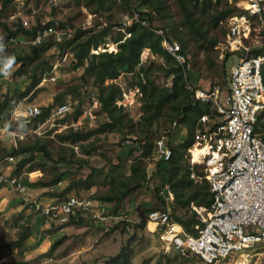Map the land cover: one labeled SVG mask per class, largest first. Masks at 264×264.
<instances>
[{
  "label": "rangeland",
  "instance_id": "374dc122",
  "mask_svg": "<svg viewBox=\"0 0 264 264\" xmlns=\"http://www.w3.org/2000/svg\"><path fill=\"white\" fill-rule=\"evenodd\" d=\"M5 1L0 0V40L6 37L5 25L14 30L20 22L27 29L37 24L46 26L50 22H60L74 28V36L84 32L86 27L103 24L110 31L105 39L106 44L100 48L112 50L115 46L117 52L119 48L114 44V38L124 34V28L133 24L134 12H140L149 17L150 23L146 28L154 31L164 30L175 41L186 42L185 52L189 56L187 69L190 68L195 74L189 84L209 93L219 88L220 103L224 105V93L229 90V71L234 61L227 58V52H222L221 47L225 43L227 21L231 16L223 18L218 24L215 23V18L221 11L233 7L229 0H221L219 6L216 5V0H209L210 3L206 0H184L188 2L189 8L194 12L193 17L199 20L210 40L218 42L215 47H210L201 40L198 43L188 35L178 0H104L103 10L99 8L98 0H56L54 3L51 0H12L7 4ZM90 15L97 17L91 19ZM89 20H92L90 27ZM119 26L124 28L120 29ZM255 26L259 28L257 22ZM123 36L124 40L128 37ZM86 37L82 36L70 45L68 61L60 69L63 75L56 83L40 84L45 74L50 71L52 54L49 49L40 48L38 58L25 63L22 68L19 67V74L23 76L25 82L11 97L8 95L9 81L4 79L5 62L14 55L31 57L32 38L20 35L13 40L10 38L0 47V103L6 98H12L10 102L13 109L14 105L21 103L25 97L32 96L29 101L37 98L36 100L43 104L40 106L42 110L48 107L44 105L56 106L70 102L74 112L92 109L97 116L95 121L85 120L82 128L78 130L84 134L90 132L94 134L76 143H63L59 137L70 133L69 124L73 117L71 114L43 125L38 133L34 132V124L27 126L22 124L15 130L12 129L14 133L10 135L0 133L2 170L27 182L30 194L39 201H53L57 198H66L68 195L87 198L119 195L125 185L130 184L131 166L136 160H142L140 151H132L141 144V140L149 137L154 143L160 136H166L170 144L174 143L176 147L191 136L190 128H183L180 125L174 127V120L181 116L173 119L169 106L154 117L151 126H144L145 120L142 116H152V113H147L143 109L146 96L136 85L138 73L122 74L116 80L106 81V85L116 84L120 87L116 104L124 108L123 123L112 122L102 111L100 90L94 84V77L85 71L95 54L92 50L84 58L83 67H79L77 53L79 45ZM259 39L264 42L262 35H259V38L254 37L251 42ZM199 44L202 48H199ZM98 51V54L106 52ZM238 61L236 59L235 63ZM140 65L143 70L138 69L136 72L141 71L143 78L148 77L159 89L172 87L174 73L162 58L146 49L140 56ZM33 76L40 80L35 88L32 86L35 90L23 92L25 84L32 85ZM36 89L39 91L36 92ZM210 104L213 106V103ZM111 122L113 125L103 128L104 124ZM126 140L133 143L127 145ZM34 145H45L49 156L38 152L13 154L15 150ZM7 158L13 160L7 161ZM27 159L31 161L16 173L18 163ZM180 163L187 165V158ZM31 166L34 167V171L29 172ZM141 167L147 170L146 182L138 185L131 182L132 187L128 195L122 203L119 201L117 206L127 211L134 222L143 219L145 211L161 207L158 189L167 183L168 166L156 159L153 150L149 157L141 161ZM92 173L95 176L94 185L87 190L81 183ZM58 176L62 179L59 184L47 187L41 185L51 182ZM10 193L8 199L0 204V245L18 240L26 229L30 237L21 248L6 251L0 264H109L111 258L117 256L126 246H129L132 264H202L195 256L190 260H184L173 253H164L152 234L136 227L135 223L134 226L130 225V231L122 224L107 228L103 223L87 222L81 224L82 226L69 223L62 230L57 224L44 225L45 222L38 213L23 207L21 198L13 192ZM174 212L176 216L182 218H188L193 214L191 207L188 211L177 206ZM149 228L154 227L149 225ZM60 238H63V241L53 248ZM261 261V264H264V260Z\"/></svg>",
  "mask_w": 264,
  "mask_h": 264
},
{
  "label": "built area",
  "instance_id": "2783aa9c",
  "mask_svg": "<svg viewBox=\"0 0 264 264\" xmlns=\"http://www.w3.org/2000/svg\"><path fill=\"white\" fill-rule=\"evenodd\" d=\"M229 2L239 11L227 21L222 52L239 54V61L230 68L229 90L224 94V105L219 101V88L209 93L189 87L196 100L213 103L218 113L215 122H211L208 116L201 117V127L195 131L194 141L185 155L191 178L206 181L211 195L208 207L192 206L197 213L194 234L184 232L173 220L170 203H173L174 196L168 187L160 191L162 196L166 195V207L147 211L143 219L134 222L128 214L115 209L113 203L97 198L68 195L64 199L41 203L30 194L28 185L21 178L6 174L1 164L0 186L19 196L23 205L38 213L45 224H57L62 227L60 230L80 217H86L95 224L103 223L107 228L122 224L128 231L131 230L130 225H139L145 220L147 226L154 225L151 233L165 253L173 250L185 260L195 256L202 264H261V259L264 260V54H257V51L264 47V42L259 39L252 43L251 40L264 36V0ZM95 17L90 15L91 19ZM132 22L146 27L150 20L140 12H134ZM256 22L259 28H255ZM50 23L38 29L31 39L33 47L52 51L50 71L42 78L41 85L56 83L62 77L60 69L69 58L70 46L67 44L74 38V28L60 22ZM103 27V24H98L97 29ZM154 32L164 36L161 30ZM254 32L258 34L254 35ZM162 45L179 65L188 67L189 56L181 42L163 37ZM103 49H92V53L98 54V50L117 52L116 48ZM14 74L13 69L4 71V75L14 77L16 83L18 79ZM25 104L16 108L10 118L0 121V133L13 134V122H31L43 115L40 106ZM69 114L73 116L69 129L75 131L82 128L85 120L92 122L97 118L92 109H85L75 119L72 104L66 102L51 107L46 123ZM125 143L131 145L133 142L126 140ZM154 155L164 163L172 159L173 149L166 136L155 141ZM12 160L7 158V161Z\"/></svg>",
  "mask_w": 264,
  "mask_h": 264
},
{
  "label": "trees",
  "instance_id": "16d2710c",
  "mask_svg": "<svg viewBox=\"0 0 264 264\" xmlns=\"http://www.w3.org/2000/svg\"><path fill=\"white\" fill-rule=\"evenodd\" d=\"M9 1L6 0L4 3L7 4ZM146 1V0H145ZM180 4V10L184 16V24L188 29L189 36L194 40L205 41L209 44L210 47L217 46L218 42L216 40H210L208 37V33L202 29L201 24L198 19L193 17L194 12L189 8L188 2L186 3L184 0H178ZM99 8L103 10L105 8L104 0H98ZM206 2L210 3L209 0ZM221 0H216V5L219 6ZM238 9L235 7L227 8L219 13V15L215 18V23L218 24L222 21L223 18L227 16H234L238 13ZM141 14V13H140ZM141 16H144L141 14ZM49 23L46 26H42L41 24H37L31 29L25 28L22 23H18L14 30L10 29L8 26H4L6 30V37L0 40V47L2 44L7 42L10 38H14L17 36H27L33 38L36 31L40 28H45L49 26ZM98 25H95L84 32H79V34L75 35L74 38L68 42L67 45H72L76 42L80 37L87 36L83 43L79 45V52L77 53V58L80 61V66L83 67V60L87 57L88 53L92 49H97L102 45L106 44L105 39L109 34L110 29L107 27H103V29L98 30ZM120 29H123V26H119ZM118 27V28H119ZM124 34H119L114 38V44L117 45L119 51L116 53H108L103 52L100 54H93L91 61L89 62L87 68L85 69L86 74L94 77V84L99 88L100 94L99 99L102 104V111L107 114L112 122L123 123L124 120V108L122 106H118L117 95L121 91L120 87L116 84L106 85L107 80H116L122 74H135L138 73V82L137 86L140 91L146 96V101L143 105L144 111L147 113H152V116L143 115L142 118L145 120L144 126H151L153 124L154 117L158 115L159 112L164 110L166 106L171 107L172 117L173 119L180 118L177 120L179 125L184 127H189L191 130V136L188 138L185 143L180 144L179 146L170 145L173 149V157L169 162H165L168 166L167 168V182L170 184L173 192L176 196L177 206L180 208L186 209L189 211L191 203H194L197 206H209L211 201L209 197V185L207 182L197 183L189 177V172L187 173L186 166L180 163L181 160L184 159L186 154V150L190 148L193 143L194 137V127L196 125L197 120L203 115H209L211 113V108L209 105L202 104L199 101H194L192 99L191 92L186 88V83L190 79L189 71L179 65L165 50L162 45L163 37L168 38L170 41H173L171 36L167 34V32L163 31L164 36H159L155 32L151 31L149 28H146L139 24H132L130 27H126ZM174 32V31H173ZM123 35H130L124 40ZM177 41V40H176ZM182 42V41H181ZM184 51L185 44L184 42ZM199 43V42H198ZM202 45L199 44V48ZM1 49V48H0ZM148 49L152 54L159 56L162 58L166 65L171 68V72L174 73L172 87L171 88H163L159 89L153 81H151L148 77H144L141 75V71L136 72L138 69L143 70V67L140 65V56L143 54L144 50ZM112 50L114 48L112 47ZM41 49L37 47H33V51L31 57H22L19 55H14L13 57L8 58L5 62L6 69L12 68L14 66L22 65L28 62H33L36 58L39 57ZM264 54V47L257 51V54ZM233 56V55H232ZM231 54L227 53V58H230ZM22 68V66H21ZM50 70V67H49ZM6 71V70H5ZM20 73V68H19ZM146 79V80H145ZM263 80H264V66H263ZM39 79L33 76V81L31 86H36L39 83ZM58 99V97L56 98ZM12 98H6L2 103H0V119L6 117L4 112L9 108V104ZM51 107L44 108L43 117L36 119L34 121V126L37 127L39 121H44L49 115ZM214 113V112H213ZM81 112H75V119L80 116ZM212 114V113H211ZM182 115H184L182 117ZM111 123H106L103 125V128H108ZM173 122V123H174ZM140 125H143L139 123ZM94 132H90L84 134L80 131L70 130L68 135H61L60 140L64 142L76 143L77 141H84L88 139L89 136L93 135ZM161 137V136H160ZM158 139V138H157ZM156 139V140H157ZM141 144L137 146V148H133L134 151H141L142 156L141 159H145V157H149L152 153L154 143L151 141V138L147 137L145 140L140 141ZM42 153L45 156H49V152L45 145H34L31 147H24L20 150L13 151L14 155H21L24 153ZM136 160L135 163L131 166L132 175L129 178L130 184H126L125 188L119 195H107L102 196L101 198H97L100 201L104 202H112L115 199L117 201L122 202L123 199L128 195L132 184H143L147 179V170L144 167H141V161ZM31 159L22 160L18 163L16 167V173L20 172L23 167L29 163ZM164 163V162H163ZM34 171V167L31 166L29 168V172ZM95 176L94 174H90L81 184L84 185L85 189H90L94 185ZM62 182V179L58 176L54 180L49 183H42V186H55ZM64 199V198H62ZM147 211L144 212V214ZM177 221L183 225L185 230L188 233L194 234L195 229L193 226L197 223L196 214H193L188 218L177 217ZM87 222H93L92 220L86 217H80L79 219H73L70 224L80 225ZM94 223V222H93ZM146 226V221L136 226L138 228L144 229ZM30 237L27 229L24 230L18 240L12 241L8 244L0 245V261L5 257L6 251L19 249L23 246L26 240ZM63 241V238H60L59 241L54 244L58 246ZM130 251L129 246L123 247L119 254L109 261V264H132L130 261Z\"/></svg>",
  "mask_w": 264,
  "mask_h": 264
},
{
  "label": "crops",
  "instance_id": "0c3cea01",
  "mask_svg": "<svg viewBox=\"0 0 264 264\" xmlns=\"http://www.w3.org/2000/svg\"><path fill=\"white\" fill-rule=\"evenodd\" d=\"M134 15V14H133ZM133 17V16H132ZM150 23V22H149ZM133 24H135V23H133ZM130 27V26H129ZM157 29V28H156ZM187 29V28H186ZM157 30H160V29H157ZM151 31H153V30H151ZM154 32V31H153ZM186 32L188 33V31L186 30ZM227 34V33H226ZM188 35H189V33H188ZM192 38V37H191ZM193 39V38H192ZM182 42H184V44H185V51L187 50V44H186V42L185 41H182ZM181 42V43H182ZM183 44V43H182ZM221 50H222V47H221ZM231 60H233L234 62H233V64L235 63V60L236 59H238L239 60V54H234L233 56L231 55ZM232 64V65H233ZM24 64H22V65H18V66H14V67H12V68H8V69H6V70H11V69H13V71H15V74H14V76L16 77L17 76V79H18V81L15 83V81H14V77L13 78H11L10 76H5V78L4 79H6L7 81H9V86H10V88L8 87V95H9V97H11L12 95H15V93H16V91L20 88V86L21 85H23V83L25 82L24 80H23V76L22 75H20L19 74V67L21 68V66H23ZM231 65V66H232ZM182 66V65H181ZM182 67H185L186 69H187V67L186 66H182ZM231 68V67H230ZM188 71H189V80L187 81V83H186V88L191 92V94H192V99L194 100V101H199V102H201L202 104H206V105H209L210 106V108H212L213 110H211V113L209 114V115H203V116H208V118L210 119V121L212 122V121H216L217 119H218V113L216 112V110L214 109V105L213 106H211V104L210 103H206V102H202V101H200V100H196L195 98H194V94H193V91L192 90H190L189 89V87H191V89H193V90H203V89H200V88H195L194 86H191L189 83V81L190 80H192L191 79V77L193 76V77H195V74H194V72L190 69V68H188L187 69ZM192 77V78H193ZM196 81V80H195ZM25 86H26V88H25V90L23 91V92H28V91H30L33 87L31 86V85H29V84H25ZM37 86V85H36ZM36 86H34V88L36 87ZM33 90H35V89H32V91L31 92H33ZM220 90V89H219ZM39 90H37L36 89V92H38ZM203 91H205V90H203ZM35 92V93H36ZM205 92H209V91H205ZM34 93V94H35ZM225 94V93H224ZM37 95H39V93L37 94ZM32 97V96H31ZM31 97H29V96H27V97H25L24 99H23V101H22V103H19L18 105H14V108L12 109V106H11V102H10V104H9V108L7 109V114H6V117H4V118H1L0 119V121L1 120H4V119H8V118H10L11 117V115H12V113H13V111L16 109V108H21L22 106H24V105H26L25 103H27V102H29V103H31V104H33V105H36V106H42L43 104L41 103V102H39V101H37L36 99H34L33 101H29L30 100V98ZM218 97H219V101H220V93H219V95H218ZM26 99V101H24ZM44 106H48V107H52L53 105L51 104V105H44ZM43 106V107H44ZM48 107H44V108H48ZM43 108V109H44ZM214 112V113H213ZM203 116H201V117H203ZM43 117V116H42ZM201 117L197 120V122H196V125H195V127H194V129H195V131L197 130V128H199V127H201V123H200V119H201ZM38 118H40V117H38ZM38 118H36V119H38ZM36 119H34V120H32L31 122H28V121H19V122H13V125H12V129L13 130H15V128H18V126H20V125H22V124H25L26 126H27V124H33L34 123V121L36 120ZM48 119V117L46 118V119H44V121H39V123H38V125H37V127H35L34 126V132L35 133H38V130L40 129V128H42L43 127V125H46V124H48V123H46L47 120ZM175 123H177V121H175L174 122V124ZM210 123V122H209ZM208 123V124H209ZM179 124L177 123L176 124V126L175 127H177ZM180 126H182V125H180ZM183 128H186V127H184V126H182ZM189 128V127H188ZM195 131H194V134H195ZM194 138V137H193ZM168 139V138H167ZM188 140V139H187ZM186 140V141H187ZM156 141V140H155ZM174 141V140H173ZM193 141H194V139H193ZM168 142H169V140H168ZM185 143V142H184ZM183 144V143H182ZM170 145H173V146H175L174 145V143H172V144H170V142H169V146ZM154 146H155V142H154ZM191 147V146H190ZM141 152V151H140ZM153 153H154V147H153ZM186 155V154H185ZM184 158H185V156H184ZM161 162V161H160ZM165 164V163H164ZM185 166H186V170H187V173L189 172V177L191 178V171H190V168H189V164H188V162H187V165L185 164ZM9 168H11V167H9ZM8 169V168H7ZM7 169H5V170H7ZM9 171V170H8ZM6 173V172H5ZM9 173H11V172H9ZM15 176V175H14ZM192 179V178H191ZM193 181H194V183L195 184H199V183H203V182H206V181H195L194 179H192ZM26 184H27V182H26ZM208 184V183H207ZM166 187H168V188H170V190H171V192H172V194H173V196H174V201H173V203H170V208H171V216H172V218H173V220L179 225V227L184 231V232H186V233H188L186 230H185V228L183 227V225L182 224H180L178 221H177V217L178 216H176L175 215V208L177 207V203H176V196H175V193L173 192V190H172V188H171V186H170V184L167 182V183H165L164 185H162L159 189H158V198H159V200H160V203H161V207L160 208H155V209H163V208H165L166 207V205H167V199H166V195H161L160 194V191L163 189V188H166ZM11 191L9 190V188H7V187H4V188H1V186H0V197L1 196H3V199H2V201L0 202V204L4 201V200H7L8 199V197H9V195L11 194L10 193ZM7 197V198H6ZM209 197H210V201H211V195H210V190H209ZM40 202L41 203H50L51 201H48V202H46V201H42V200H40ZM22 203V202H21ZM109 203V202H108ZM110 203H113V205H114V207H115V209H118V210H120V211H122V212H124V213H126V214H128V212L127 211H125V210H123L122 208H120V207H117L118 205H119V202L117 201V200H114V201H112V202H110ZM120 203H122V202H120ZM23 207H25L24 205H23V203L21 204ZM192 206H196V207H208V206H197V205H195L194 203H191V205H190V207H191V210L193 211V212H195V210H193L192 209ZM154 210V209H153ZM195 214H196V216H197V213L195 212ZM129 215V214H128ZM130 216V215H129ZM43 221H44V219L43 218H41ZM196 221H197V218H196ZM44 223V222H43ZM44 225H45V223H44ZM140 225V224H139ZM196 225V224H195ZM195 225L193 226V229H195ZM136 226H138V225H136ZM144 229L146 230V231H148V232H150L151 233V230L152 229H150L149 228V225L147 226H145L144 227ZM60 231V230H59ZM152 234V233H151ZM189 234H191V233H189ZM153 236V235H152ZM154 237V236H153ZM155 238V237H154ZM155 240L157 241V239L155 238ZM158 242V241H157ZM159 243V242H158ZM159 246H160V244H159ZM162 249V248H161ZM164 252V251H163ZM165 253V252H164ZM169 253H173V254H175V255H177L173 250L172 251H170ZM168 254V253H167ZM178 256V255H177ZM185 260V259H184Z\"/></svg>",
  "mask_w": 264,
  "mask_h": 264
},
{
  "label": "bare ground",
  "instance_id": "6f19581e",
  "mask_svg": "<svg viewBox=\"0 0 264 264\" xmlns=\"http://www.w3.org/2000/svg\"><path fill=\"white\" fill-rule=\"evenodd\" d=\"M149 225H152V226L154 227V225H153V224H149Z\"/></svg>",
  "mask_w": 264,
  "mask_h": 264
}]
</instances>
